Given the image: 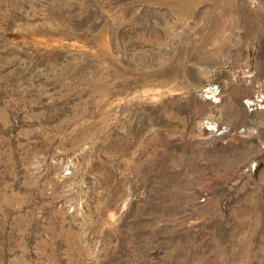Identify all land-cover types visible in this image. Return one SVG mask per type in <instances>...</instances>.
I'll use <instances>...</instances> for the list:
<instances>
[{
	"label": "rangeland",
	"instance_id": "374dc122",
	"mask_svg": "<svg viewBox=\"0 0 264 264\" xmlns=\"http://www.w3.org/2000/svg\"><path fill=\"white\" fill-rule=\"evenodd\" d=\"M0 264H264V0H0Z\"/></svg>",
	"mask_w": 264,
	"mask_h": 264
}]
</instances>
